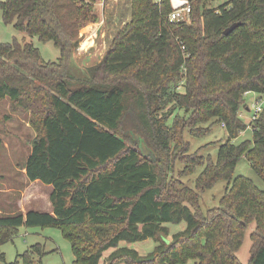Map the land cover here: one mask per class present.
<instances>
[{
  "label": "trees",
  "instance_id": "1",
  "mask_svg": "<svg viewBox=\"0 0 264 264\" xmlns=\"http://www.w3.org/2000/svg\"><path fill=\"white\" fill-rule=\"evenodd\" d=\"M98 1H0L6 24L61 52L56 62H44L33 43L0 41V101L9 99L38 128L26 175L53 187L52 213L0 215V245L24 226L57 227L74 264H242L237 253L255 222L248 264H264V190L235 177L245 157L264 181V112L251 141L233 142L247 129L244 94L264 93V0H231L218 9L208 7L211 0H193L191 24L168 20V0H131V19L102 61L77 77L70 64L81 31L98 21ZM235 23L241 25L226 35ZM131 103L139 112L134 146L119 133ZM176 110L186 115L175 114L170 124ZM215 124H225L229 139L215 161L180 158L183 174L204 168L195 190H180L161 168L174 169L169 158L182 151L186 132L202 137ZM143 142L155 161L143 154ZM2 149L0 136V157ZM221 181L227 187L220 206L203 214L201 194ZM171 224L186 228L168 240ZM150 239L157 246L147 256L121 246ZM43 255L36 244L11 264H40Z\"/></svg>",
  "mask_w": 264,
  "mask_h": 264
},
{
  "label": "rangeland",
  "instance_id": "2",
  "mask_svg": "<svg viewBox=\"0 0 264 264\" xmlns=\"http://www.w3.org/2000/svg\"><path fill=\"white\" fill-rule=\"evenodd\" d=\"M228 1L211 0L210 5L220 7ZM95 9L98 21L89 24L81 31L82 43L70 64L71 72L77 77H84L89 67L102 61L117 31L131 19V0H99L95 4ZM102 21L103 23L100 25L93 43H86V37L90 36ZM90 27H92V32H87L86 29ZM14 40L20 43H33L39 49L44 62H56L61 56L60 49L53 42H41L37 37L32 38L19 32L14 24H6L3 21L0 9V41L2 43H13ZM253 97H245L247 106H250ZM175 114L186 115L184 110H176L171 115L170 124ZM138 118L139 112L134 104L131 103L119 129V133L126 138L128 146H134L130 141L133 136L136 139L138 138ZM242 119L249 126L250 115L246 113ZM0 136L3 140V149L0 157V215L23 212L22 209L24 208L26 211L33 210L51 213L53 209L49 198L53 187L40 181H35L34 183L36 184L32 186V182L28 179L24 168L32 151V143L38 136V128L32 124L29 114L22 111H14L12 102L9 99L0 101ZM252 138L253 130L251 127H247L233 142L240 144L244 141H251ZM228 139V132L221 124L213 125L211 132L202 137H194L186 132L183 138L182 151L180 150L179 153L172 152L169 158L170 166L174 167V171L165 167L161 168V170L167 176L168 182L176 180L180 183L178 185L180 190H186L187 188L195 190L196 180L204 168L202 166L196 168L193 175L186 174V172L183 174L186 164L180 158H190L194 155L204 156L205 158L211 157L215 161L218 157L219 148ZM135 148L141 152L140 147L137 146ZM237 176L253 180L261 190H264V181L256 174L251 163L245 157L237 165L235 177ZM30 187L32 191L25 198L26 192ZM226 187L227 182L221 181L201 194L200 206L203 214H207L209 209L220 206ZM21 199H24V201L21 202L20 207L22 208V204L26 205V207L15 209L16 204ZM169 228L170 236L168 240H171L173 234L186 228V224H171ZM255 229V222L247 227L243 244L237 253V257L242 264H248L251 258L253 244L251 234ZM36 244L42 246L44 251V255L37 258L40 264H74L75 254L63 229L26 226L19 228L11 241L0 245V255H4V260H1L0 264L15 262L19 255L24 254ZM121 246L133 248L140 255L147 256L155 249L157 243L150 239L136 244L122 243ZM110 253L111 251L105 253L104 259H107ZM19 263L24 264L22 260ZM102 264L109 263L104 260Z\"/></svg>",
  "mask_w": 264,
  "mask_h": 264
},
{
  "label": "built area",
  "instance_id": "3",
  "mask_svg": "<svg viewBox=\"0 0 264 264\" xmlns=\"http://www.w3.org/2000/svg\"><path fill=\"white\" fill-rule=\"evenodd\" d=\"M154 1L156 2V4H161L165 0H154ZM168 1L172 8V11L168 16V20L171 23H175V24L192 23L193 0H168ZM208 7L217 8V9L219 8V7H213L210 4L208 5ZM102 23L103 21L97 25V29L90 36H87L86 39L91 38L93 40L94 37L97 35V31L99 30L100 25H102ZM179 43L181 44V42ZM182 48L185 49L184 46ZM244 95L245 97L254 96L250 106H247V108L240 113V116L242 118L246 113L250 115V123L249 126L247 127H251L253 130L255 123L264 112V93H259L256 91H247ZM222 126L225 128V124H223Z\"/></svg>",
  "mask_w": 264,
  "mask_h": 264
},
{
  "label": "water",
  "instance_id": "4",
  "mask_svg": "<svg viewBox=\"0 0 264 264\" xmlns=\"http://www.w3.org/2000/svg\"><path fill=\"white\" fill-rule=\"evenodd\" d=\"M241 23H235L233 24L230 28H228L226 31H225V34L228 35L230 34L231 32H233L238 26H240ZM142 152L145 156L147 157H151L153 159V161L156 160L155 156H154V153L151 149H149L145 143L143 142L142 143Z\"/></svg>",
  "mask_w": 264,
  "mask_h": 264
},
{
  "label": "crops",
  "instance_id": "5",
  "mask_svg": "<svg viewBox=\"0 0 264 264\" xmlns=\"http://www.w3.org/2000/svg\"><path fill=\"white\" fill-rule=\"evenodd\" d=\"M82 50H83V49H82ZM25 172H26V171H25ZM31 184H32V186H34L36 183L32 182ZM30 191H32L31 187H30V189L27 190L25 198L28 197V193H30ZM47 197H48V195H47ZM25 198H24V199H25ZM24 199H21V200L16 204L15 209H17V208L22 209V208H24V206L26 207V205H24V204H22V205H23L22 208L20 207V204H21V202L24 201ZM49 199H50V198H49ZM29 200H31V199H29ZM22 211H23V212L25 211V213L28 212V211H26L25 208L22 209ZM38 212H42V211H38ZM51 213H52V212H51Z\"/></svg>",
  "mask_w": 264,
  "mask_h": 264
},
{
  "label": "bare ground",
  "instance_id": "6",
  "mask_svg": "<svg viewBox=\"0 0 264 264\" xmlns=\"http://www.w3.org/2000/svg\"><path fill=\"white\" fill-rule=\"evenodd\" d=\"M86 30H87V32H92V31H91V30H92V27L87 28ZM89 30H90V31H89ZM87 42H90V43L92 44V43H93V40H92L91 38H88V39H86V43H87ZM82 49H84L83 46H82Z\"/></svg>",
  "mask_w": 264,
  "mask_h": 264
}]
</instances>
